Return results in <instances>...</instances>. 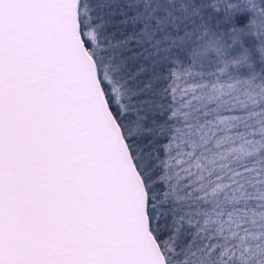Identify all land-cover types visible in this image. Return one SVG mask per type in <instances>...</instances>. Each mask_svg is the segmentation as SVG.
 <instances>
[{
    "label": "snow or ice",
    "instance_id": "6c2138e0",
    "mask_svg": "<svg viewBox=\"0 0 264 264\" xmlns=\"http://www.w3.org/2000/svg\"><path fill=\"white\" fill-rule=\"evenodd\" d=\"M245 36L264 0H0V264H264Z\"/></svg>",
    "mask_w": 264,
    "mask_h": 264
},
{
    "label": "trees",
    "instance_id": "16d2710c",
    "mask_svg": "<svg viewBox=\"0 0 264 264\" xmlns=\"http://www.w3.org/2000/svg\"><path fill=\"white\" fill-rule=\"evenodd\" d=\"M249 19V14H239L235 17L234 23L239 27H244ZM242 45L237 44L235 48L232 50V55L236 56L241 54L245 48L249 49L251 52V58L255 62V68L257 70L264 69V61L260 60V53L256 51L257 41L252 36H245L242 38ZM240 75L248 76L249 69L248 68H240L238 69Z\"/></svg>",
    "mask_w": 264,
    "mask_h": 264
},
{
    "label": "clouds",
    "instance_id": "9594fccd",
    "mask_svg": "<svg viewBox=\"0 0 264 264\" xmlns=\"http://www.w3.org/2000/svg\"><path fill=\"white\" fill-rule=\"evenodd\" d=\"M257 51L259 52V49H257ZM247 55H250V53H245L244 51L241 53V54H239L238 56H237V60H239L241 63H243L244 62V58L247 56Z\"/></svg>",
    "mask_w": 264,
    "mask_h": 264
}]
</instances>
